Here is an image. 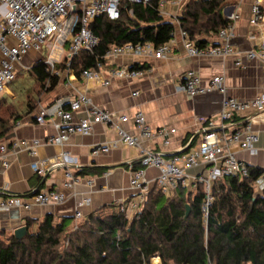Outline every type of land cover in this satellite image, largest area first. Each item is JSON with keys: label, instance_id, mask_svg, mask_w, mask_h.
I'll return each mask as SVG.
<instances>
[{"label": "built area", "instance_id": "2783aa9c", "mask_svg": "<svg viewBox=\"0 0 264 264\" xmlns=\"http://www.w3.org/2000/svg\"><path fill=\"white\" fill-rule=\"evenodd\" d=\"M124 1L142 5L156 1L159 13L175 25L172 36L158 47L150 42L136 44L127 42L109 46L96 59L94 66L81 71L80 76L85 80H99L100 84L106 87L114 79L127 81L137 79L142 75V71L137 67H110L104 77L102 69L108 60L124 55L163 59L178 39L185 54L190 57L231 60L237 68H244L249 62L264 64V43L250 45L247 48L234 43L236 24L242 18L240 5L243 0H236L233 9L225 14L229 22L208 40L205 47L195 46L179 26L177 17L188 0H0V96L5 93L8 84L14 81L16 64L28 53H39L42 44L46 50V56L42 59L48 67L47 70L54 71V66L64 56L67 57V70L64 75L71 90L49 104L38 106L36 122L44 124L47 118L52 120V125L57 131L54 136L45 140L17 139L9 146L0 143V173L9 167L10 156L18 149L23 148L34 154L36 147L42 142L61 145L70 134L87 135L94 124L104 123L116 129L117 137L96 148L94 153H107L116 147L117 142L138 149L136 160L139 167L134 168L132 162L127 165L130 187L138 194L120 202V211L130 217L141 210L146 192L150 189L149 181L145 178V169L155 167L159 172L151 183L170 198L180 185L188 189L194 188L197 182L203 185L205 197L202 211L205 219L213 200L211 191L214 181L224 176L244 177L248 174V164L237 158L232 148L250 153L256 151L255 143L258 141L259 131L255 125L264 123V90L257 92L251 99L240 100L227 94L224 75H214L206 84H202L200 75L194 70H188L174 90L191 97L217 91L223 97L221 110L215 115L199 119L194 124L188 143L174 153H166V150L170 144L168 136L175 129H152L141 111L132 118L139 129V134L128 133L122 127V123L129 120L128 115L93 105L91 99L71 83L75 76L70 70L73 57L82 51L91 52L99 44V37L90 29L95 18L104 15L109 20L118 19L120 6ZM128 13L132 15L131 8ZM262 21L264 0H251L246 19L247 26H258ZM54 73L60 74L58 71ZM136 93L137 91H134L133 94ZM80 110H84L85 115L73 118L72 113ZM154 137L164 139L161 150L155 151L145 145V142ZM191 143L193 144L189 145ZM67 158V153L62 152L60 155L37 159L33 163V170L38 174L50 173L66 166ZM196 167H202L203 170L199 174H190L189 171ZM78 182V176L66 169L62 187L72 188ZM87 183L92 184L91 181ZM254 187L258 193L264 191V171L256 178ZM64 200L65 197L59 189L39 191L27 196L12 194L4 189L0 190V213L20 209L30 211L34 207L57 204ZM81 205L83 202L78 203V207ZM83 218L82 213L76 211L71 230L76 229ZM153 257L154 255L150 259V264H156L152 260ZM205 264L211 263L208 260Z\"/></svg>", "mask_w": 264, "mask_h": 264}, {"label": "trees", "instance_id": "16d2710c", "mask_svg": "<svg viewBox=\"0 0 264 264\" xmlns=\"http://www.w3.org/2000/svg\"><path fill=\"white\" fill-rule=\"evenodd\" d=\"M232 1L188 0L177 17L179 26L195 46L205 47L208 37L229 22L223 9ZM90 29L100 41L91 52L82 51L72 58L70 70L75 77L94 66L109 46L150 42L158 47L171 38L175 25L159 13L156 1L147 5L124 1L118 19L99 15ZM66 62L64 56L54 66L57 75L38 59L28 69L34 84L26 95L18 97L12 91L14 99L0 100V138L13 122L38 108L65 74ZM132 163L139 167L138 160ZM93 170L81 169L78 174L102 172ZM262 171L264 168L248 165L244 177L215 180L205 219V193L199 182L192 189L180 185L172 198L152 186L135 215L127 217L120 211V203L111 204L87 214L74 230L72 219L56 221L46 214L37 230L22 238L0 231V264H150L155 254L161 264H205L208 260L211 264H264V191L258 193L254 187ZM37 192L36 188L32 193ZM31 224L26 220L28 228Z\"/></svg>", "mask_w": 264, "mask_h": 264}, {"label": "crops", "instance_id": "0c3cea01", "mask_svg": "<svg viewBox=\"0 0 264 264\" xmlns=\"http://www.w3.org/2000/svg\"><path fill=\"white\" fill-rule=\"evenodd\" d=\"M235 3L236 0H233L223 9L224 15L233 9ZM250 3L251 0H243L240 5L242 18L236 24L234 43L243 48L264 43V21L258 26H247ZM211 37L213 36L208 37L207 40ZM133 64H137L142 71V75L137 79L129 81L114 79L105 87L99 80L89 81L79 76L74 77L71 83L77 90L84 92L93 105L112 112L126 113L129 120L122 123V127L132 135L139 134V129L132 120L138 111L145 115L146 123L152 129L174 128L175 131L168 136L170 144L166 153H174L186 145L194 124L201 118L217 114L222 107L223 97L217 91L191 97L174 90L188 70L196 71L200 75L202 84H206L214 75H224L227 94L240 100L251 99L257 92L264 90V64L249 62L244 68H237L231 60L190 57L185 54L179 39L163 59L124 55L108 60L102 69V76H106L110 67ZM67 82V78L63 75L40 105L49 104L69 93L71 90ZM134 91L137 93L133 94ZM2 98L9 101L14 99L8 86L5 93L0 96V100ZM37 111L38 108L13 122L12 127L0 138V143L9 146L17 139L45 140L54 136L57 131L52 125V120L47 118L44 124H38L35 120ZM84 115V110L72 113L75 119ZM255 128L259 131L258 141L255 143L256 151L250 153L238 148H232V151L237 158L248 165L264 168V123L256 124ZM116 137V129L104 123H97L93 125L89 134L72 133L61 145L42 142L36 147L34 154L23 148L18 149L10 156L9 167L0 173V190L5 189L12 194L27 196L36 188L41 192L59 189L65 200L57 204L34 207L30 211L20 209L10 213H0V230L6 235H12L15 228L26 226V220H29L32 224L29 228L26 226L27 232L33 233L46 214H52L56 221L72 219L73 224L76 211H80L85 217L104 206L135 197L138 192L130 187V173L125 165L138 158V149L117 142L116 147L107 153H94L96 148L115 140ZM163 140L161 137H154L145 142V145L158 151L163 147ZM62 152L67 153L66 166L45 174H38L33 170V163L37 159L60 155ZM95 168L102 169V172H89H93ZM66 169L79 178V182L72 188L62 187ZM81 169H87L89 173L78 174ZM202 170V167H196L189 173L199 174ZM158 172L155 167L145 169V178L149 181L150 188ZM88 181L92 184L88 185ZM79 202H83L80 207H78ZM152 260L156 264L160 262L157 255H154Z\"/></svg>", "mask_w": 264, "mask_h": 264}, {"label": "rangeland", "instance_id": "374dc122", "mask_svg": "<svg viewBox=\"0 0 264 264\" xmlns=\"http://www.w3.org/2000/svg\"><path fill=\"white\" fill-rule=\"evenodd\" d=\"M67 50H68V47L66 46L65 51L67 52ZM45 56H46L45 45L42 44L40 46V52L39 53H36V52L28 53L23 58V60H21L20 63L16 64L15 79L13 82L8 84V87L11 91H14L18 97L23 93L26 95L27 90L29 88H31L30 86H32L34 84V79L32 76H30L29 71H28V67H30L35 61H37V59H42ZM146 197H147V192L145 195V199H146ZM145 199H144V202H145ZM144 202H143V204H144ZM0 231H2V230H0ZM4 235L10 236V235H6L5 232H4ZM61 248L63 249V247H61Z\"/></svg>", "mask_w": 264, "mask_h": 264}, {"label": "water", "instance_id": "95a60500", "mask_svg": "<svg viewBox=\"0 0 264 264\" xmlns=\"http://www.w3.org/2000/svg\"><path fill=\"white\" fill-rule=\"evenodd\" d=\"M188 214H189V206L186 205L185 216H187ZM27 233H28L27 232V227L25 225L19 226V227L15 228L14 231H13V235H15V237H17V238H22Z\"/></svg>", "mask_w": 264, "mask_h": 264}]
</instances>
